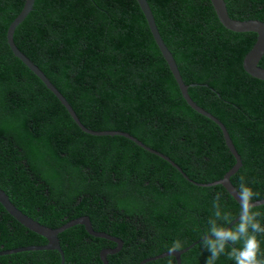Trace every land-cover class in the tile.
Here are the masks:
<instances>
[{"label": "trees", "instance_id": "1", "mask_svg": "<svg viewBox=\"0 0 264 264\" xmlns=\"http://www.w3.org/2000/svg\"><path fill=\"white\" fill-rule=\"evenodd\" d=\"M190 97L226 127L242 165L230 177L264 198V81L242 60L256 40L219 22L209 0H147ZM230 17L264 22V0H225ZM24 0H0V187L39 223L55 228L86 215L123 241L108 264H138L184 247L181 264H205L201 238L222 193L232 220L240 205L221 185L197 186L170 163L122 136L82 131L45 85L14 55L6 30ZM13 39L64 95L84 126L128 132L162 152L195 182L220 179L235 160L218 126L191 109L135 0H35ZM264 67V55L259 61ZM253 211L264 227V204ZM239 220L231 226L234 228ZM227 226V225H224ZM264 252V234H257ZM64 264H102L115 243L82 225L58 234ZM46 243L0 204V250ZM242 241L236 247H242ZM182 248V249H183ZM181 250V249H180ZM231 251V246L226 253ZM60 264L55 250L0 255V264ZM177 264L165 256L144 264ZM215 264H235L223 254Z\"/></svg>", "mask_w": 264, "mask_h": 264}, {"label": "water", "instance_id": "2", "mask_svg": "<svg viewBox=\"0 0 264 264\" xmlns=\"http://www.w3.org/2000/svg\"><path fill=\"white\" fill-rule=\"evenodd\" d=\"M35 0H24V4L20 12L16 15V17L11 21L9 26L6 30V42L14 55L17 59H19L44 85L45 87L58 99V101L63 105V107L66 109L72 120L76 123V125L84 132L95 135V136H122L124 138H127L131 141H133L136 145L143 148L144 150L164 159L168 163H170L185 179H187L189 182L193 183L197 186H215V185H221L224 187V189L229 193V195L240 205L241 207V201L239 198V193L237 192V188L233 185V183L230 180V177L234 175L237 170L242 165L241 156L238 153L226 127L224 124L213 114L199 106L189 95L188 93V87L194 86L195 84H186L182 76L180 74V71L178 69L177 63L166 46L164 40L161 37V34L158 30V27L156 25L152 10L148 4L147 0H135L137 4L139 5L140 10L143 13V16L147 22L149 31L162 55L164 60L166 61L168 68L179 88V91L181 93L182 98L185 100L187 105L193 109L198 114L210 119L212 122H214L218 128L220 129L222 133V137L224 139L225 145L234 157V164L228 169L224 175L215 181L212 182H206V183H200L195 182L188 178V176L183 172V170L176 164L174 161H172L168 156L164 155L162 152L155 150L147 145H145L143 142L138 140L133 135L129 134L128 132L120 131V130H92L90 128H87L82 124L80 119L78 118L76 112L70 105V103L67 101V99L64 97V95L55 87V85L49 80V78L45 75V73L32 61L29 57H27L15 44L13 35L15 32L16 27L26 18V16L30 13V11L33 9V4ZM212 4V7L214 9V12L219 20V22L222 24L223 27L226 29L233 31V32H253L256 34V40L253 44V46L250 48V50L245 54L242 60V67L244 71L249 74L250 76L259 79L261 81H264V67H261L259 65V61L264 55V22L258 20V19H246V20H239L230 17L226 2L225 0H209ZM255 206L264 204V198L253 201ZM0 204L4 208V210L13 218L15 219L19 224H21L26 229L40 235L46 240V243L39 244V245H27V246H20L12 249H5L0 250V255L5 254H12V253H18V252H24V251H36V250H55L60 255V264H64V254L60 246V242L58 239V234L63 232L65 229H68L75 225H82L84 227V230L87 234L93 237L97 238H103L107 239L113 243H115L114 247H106L100 250L99 252V258L102 264H108L107 261V255H112L120 251L122 248V240L116 236L110 235L107 232L104 231H97L93 228L92 223L90 221V218L86 215L77 217L75 219L69 220L62 225L51 228L48 226H45L38 221L34 220L30 216L23 213L20 209H18L9 199V196L7 193L0 187ZM240 219V216L238 215L235 219L232 220L231 224H228L226 227H231L234 225L238 220ZM202 240V238H201ZM200 240H197L193 243H191L189 246L185 247L184 249L178 250L174 255V259L176 260L177 264H181L180 261V255L184 252H186L188 249L193 247L196 243H198ZM165 256H169V251L163 252L159 255L147 257L140 261L138 264H144L148 261L155 260L158 258H162Z\"/></svg>", "mask_w": 264, "mask_h": 264}, {"label": "clouds", "instance_id": "3", "mask_svg": "<svg viewBox=\"0 0 264 264\" xmlns=\"http://www.w3.org/2000/svg\"><path fill=\"white\" fill-rule=\"evenodd\" d=\"M237 192L241 201V210L239 222L234 228L224 226L231 224L232 215L230 212L220 210V200L223 194L217 192L214 198V214L209 219L208 227L202 237L203 247L209 253L205 264H215L223 254H227L235 264H264V252L261 251V241L257 238V234H264V227L258 219L261 213L253 211L255 207L253 200L258 193L246 186L243 176L240 177ZM241 241L243 242L242 247H236ZM229 246H231V251L226 253ZM183 247L184 244L176 240L169 247V257ZM166 264H173V261L169 258Z\"/></svg>", "mask_w": 264, "mask_h": 264}, {"label": "flooded vegetation", "instance_id": "4", "mask_svg": "<svg viewBox=\"0 0 264 264\" xmlns=\"http://www.w3.org/2000/svg\"><path fill=\"white\" fill-rule=\"evenodd\" d=\"M122 242H123V241H122ZM122 246H123V244H122ZM120 250H121V249H120ZM16 263H18V264L21 263V259H20L19 257L16 258Z\"/></svg>", "mask_w": 264, "mask_h": 264}, {"label": "bare ground", "instance_id": "5", "mask_svg": "<svg viewBox=\"0 0 264 264\" xmlns=\"http://www.w3.org/2000/svg\"><path fill=\"white\" fill-rule=\"evenodd\" d=\"M192 248V247H191ZM62 249V248H61ZM184 249V248H183ZM189 250V249H188ZM180 261H181V255H180Z\"/></svg>", "mask_w": 264, "mask_h": 264}]
</instances>
